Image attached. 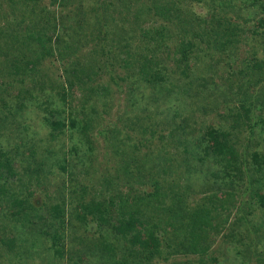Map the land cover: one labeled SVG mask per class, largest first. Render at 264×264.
<instances>
[{
	"label": "trees",
	"instance_id": "obj_1",
	"mask_svg": "<svg viewBox=\"0 0 264 264\" xmlns=\"http://www.w3.org/2000/svg\"><path fill=\"white\" fill-rule=\"evenodd\" d=\"M119 1L122 3L119 14L124 15L123 20L120 18L122 22L119 20V26L123 22L125 24L136 22L139 12L131 8V4L137 3ZM193 1L198 6L202 5L205 11L192 14L190 17L186 16L188 12L180 15L184 37L174 42V50L164 46L165 54L162 53L165 28L160 25L154 28V34L151 29L143 33L142 46L132 48L138 52L129 57L131 59L134 57L133 61L131 60L133 66L129 60L122 59L119 55L111 64L103 65L104 70L100 69L102 75L99 79H103V72L107 73L108 78L105 84L99 82L98 91L96 90L103 99L100 98L99 104L89 105L88 109L94 116L87 111L86 119L77 120L83 134L93 130L95 116L99 122L107 116L109 108L113 107L109 99L115 96L114 91L116 93L125 91L129 97L132 96V90L137 89L134 84L137 81L136 75L150 86L152 97L149 101L153 104H142L144 109L138 104H127L129 109L126 108L119 113L122 126L109 130L115 135L123 133L128 141L131 139L128 130L135 129H140L143 133L149 132L154 138L159 132L154 129L153 121L156 114L161 116L162 112L170 110L173 116L183 119L176 104H168L165 110L155 112L161 105L155 102V95L163 96L162 98L170 96L172 102L176 99L172 94L174 92L172 76L178 75L177 78L182 85L195 86L198 90V104H201L206 103L211 97L214 86L219 87L218 82L223 81L231 90V77L243 78L247 71L255 73L264 70L261 61L263 59L260 58L264 55V0ZM94 2L99 4V0ZM109 2L111 3V0ZM236 3L244 4L247 9L240 8ZM151 8L146 5V13H149ZM173 8H175L173 3L166 4L163 11L167 13ZM141 10L143 12V7ZM234 13L237 15L234 16ZM44 14V11H41L39 21L33 19L35 22L33 25L9 26L4 33L0 31V40L3 35L10 40L19 39L27 51L23 56H19L15 51L14 58L7 57L5 64L0 61L3 72V75H0V90L4 87L1 92H8L10 97H12V89L9 87L12 83L8 81L10 77L24 75L32 83L40 71L38 69L44 58L59 55V59L62 60L64 57L61 51L64 50L77 55L81 46L79 44L83 40L85 44L89 40L86 39L88 35H94V31L88 35L86 32L84 34L79 24L73 28L63 23L60 25L51 14L46 19ZM169 16L170 14L167 15ZM100 20H104V16ZM238 20H242L243 23L237 24ZM189 21L194 24L193 29L192 26L188 27ZM98 32L100 30L95 28V34ZM96 35L95 41L98 38ZM157 38L156 43H159L162 50L154 45ZM241 46L246 48V56L242 61L244 68L234 72L232 65L242 60L238 51ZM2 54L7 56L5 53ZM87 56L88 54H85L83 58L86 59ZM19 58H23L21 59L24 62L23 66L18 64ZM154 60L157 67L151 74L152 70L148 69L150 70V64ZM167 61L173 66L171 75L165 73L164 63ZM119 69L126 71L125 77L117 76ZM63 71L68 73L65 68ZM126 81H129V84L127 83L126 89H123L119 82ZM23 82L25 83V79ZM34 86L35 88L27 89L24 87L23 95L17 94L22 101L30 104H20L16 107H10L8 104L5 116L2 117V123L8 120L11 124L9 126L16 128L18 141L12 151L11 148L0 146V248L2 247L0 256L4 259L0 264H161L167 263L173 255L188 254V247L190 252L206 254L211 247L207 242L209 234L219 235L222 229L231 230L226 236L231 246L227 250L232 257L230 264H249L251 260L255 264H264V218L253 221L256 211H264V150L261 146L258 147L257 140L250 137L259 130L264 139L262 99L264 96L250 104V95L246 93V97L238 100L239 104L235 109L227 111V117L231 120L228 126L222 121L203 120L200 124V128H203L190 130L187 122L183 120L176 124L174 117L176 127L171 129L168 136L160 133L157 138L161 141L166 140V143H162L164 148L161 152L165 153L168 147L176 143L173 146L181 149L180 155L169 160L168 156L164 157L165 154L162 153L164 164L158 170L155 165L153 169L149 166L143 168L141 163L135 161L134 170L123 169L113 176L95 170L98 169L92 161L95 149L88 138H84L83 141L77 138V142L74 141L75 147L81 145L82 148L81 155L78 153L76 158L81 168L68 169L72 164L65 161V150L61 148L64 140L62 136L67 125L62 120L63 115L60 112L65 113V106L69 105L64 104L67 94L64 90L58 91L60 85L57 86L58 90L53 91L44 90L39 81L34 82ZM193 104L197 103L193 101ZM208 105L204 104L200 112L205 111L203 108ZM61 107L63 108L60 109ZM28 108L30 112L26 114V119L30 116L29 120L35 122L32 124L36 130L40 126L44 127L46 130L44 135L39 131L31 133L29 128L31 129L33 125L26 120H18V116L25 115L24 110ZM216 108L215 106L213 110ZM135 110L138 112L142 110L145 115L142 120L141 115L137 116L138 120L136 117L133 119V115L129 116ZM219 113L220 117L225 118V109ZM77 121L71 120L70 131L74 130ZM166 125L172 127V122L168 120ZM262 125L263 129L260 130ZM105 130L101 129L100 132ZM111 145L115 150L119 147L113 143ZM130 147L138 149L135 141L129 145ZM56 170H59L56 175L60 179L54 177ZM175 170L184 172L186 178L190 176L185 185L186 191L191 187L190 179L194 173L199 174L200 179L209 177L210 181L212 179L215 182L219 181L218 188L221 191L212 194L217 197L210 205L213 210L208 208L206 210L208 212L200 217V221L208 225L206 231L201 230L197 233L196 229L191 230L189 220L194 213L186 205L183 198L185 195L178 200L180 196L169 194L174 192V188L167 179ZM148 185L152 186L151 190L147 189ZM31 186L45 192V200L38 209L27 197L31 195L28 193ZM167 194L171 196L168 201L163 198ZM236 198H239L240 202L237 203ZM258 205L261 209H258ZM212 211H218V217ZM225 224L227 228H223ZM91 225H94L95 237L87 242L80 234L86 233V229ZM65 226L74 240L71 246L79 247L69 248L66 257L64 247L56 240L59 238L58 233ZM175 230L178 231L172 236ZM56 258L61 261H56Z\"/></svg>",
	"mask_w": 264,
	"mask_h": 264
},
{
	"label": "rangeland",
	"instance_id": "obj_2",
	"mask_svg": "<svg viewBox=\"0 0 264 264\" xmlns=\"http://www.w3.org/2000/svg\"><path fill=\"white\" fill-rule=\"evenodd\" d=\"M94 1L95 0H55V2L54 0H2L1 1L0 31L2 33H4L6 31L5 29H7V27L9 26L15 27L17 25L35 24L33 19L39 21L40 18L39 14L41 11H44L45 19L46 17H49L51 14V16L54 17V19L56 18L57 23L60 25L63 23V25L69 27L71 26V28H73L74 25L79 24L82 27L81 31L84 34L86 32L87 35L90 34V32L94 31L93 32L94 35L92 36L88 35L86 39L89 40L85 44H84V40L79 44L81 46H80V51L77 53V55H72L68 53V51L64 50L61 51L62 56L64 57V59L62 60L59 59V55L44 58L43 62L40 65V68L38 69V71L39 70L40 71L39 73L36 74L34 78L35 81H33L32 83H30L29 78L24 77V75L22 76L17 75L14 77H10L8 81L10 82V84L12 83L11 86H9L12 89V93H11L12 97L9 96L8 92L7 93L1 92V90L4 88L1 87L2 89L0 90V110H1L0 140H3L0 142L1 147L11 148L12 151L15 143L18 141V133L16 128L14 126H9L11 124L8 123V120L7 122L4 121L2 123V117L5 116L4 112H6L5 109L7 105L9 104L10 107L12 106L16 107V105L20 106V104H30L28 102L22 101L23 99L21 100L17 96V94L20 93L23 95L24 87H26V89L28 87L35 88L34 82L36 81H39V84L44 88V90L45 89L50 91L51 90L53 91L55 89L58 90L57 86L60 85L58 91L64 90L67 94V99L64 102V104H69V105L65 106L66 109L64 111L65 113H63L62 111L60 112L63 115L62 120L67 125V128L65 129L66 131L62 136L64 140H63V144L61 145V148L62 150H65V156H64L65 161L72 164V166H70V168L68 169L75 167L74 170H79L81 168L80 164L76 161V158L78 156V153H80L79 156L81 155L82 148L81 145L80 146L77 145L75 147L74 144L75 142H77V138L82 141L84 138H88L89 142H92L91 145H93L95 149V151L93 152L94 159H92L95 168H98L95 170H97V172L101 170V172H103L104 174L110 173L113 176L118 174L120 170L123 171V169L134 170L133 166L135 161L139 162V164L141 163L143 165V168L149 166V168L152 167L153 169L154 165L156 170L161 168L163 166L162 164H164V161L161 158V154L163 153L161 151L164 148L162 146V143L163 142L166 143V140L161 141L157 137L159 136L160 133L168 136V133L171 131V129H174L176 127V124H180L181 122H183V120L187 122L190 130L193 129L200 130L201 128H203V127L200 128V124L203 120L207 122L210 120L212 122L222 121L224 125L228 126L231 123V120L230 118L227 117L228 115L227 111L229 109H235L237 107V104H239L238 100H240V98L246 97V93H248V95H250L249 97L251 98L250 104H253L257 99L262 98V96H264V70H261L259 72L255 71V73L253 71L251 72L247 71L245 77L243 78L238 76L231 77L230 88L232 91L228 88L227 84H224L223 81L218 82L217 85L219 87L214 86V90H211V94H212L211 97L207 100L206 103L203 102L201 104H198L199 101L197 99L198 90L195 89V86L189 87L188 85H182L181 81L178 80L177 78L178 75L172 76L171 81H172V85H174L173 87L174 92L172 94L174 95L173 98L176 99L173 100L172 102L170 96L169 97L166 96L165 98H162L163 96L155 95L154 97L155 102H157V104H161L160 107L155 112L165 110L168 104H176L175 106L178 108L179 114L183 119L177 116L176 117L173 116V113L170 110L162 112L161 116L156 114L155 119L153 121L154 129L158 130L159 132L156 133L154 138L150 136L149 132L143 133V131H141L140 129H135L133 131L128 130V133L131 138L130 141H128L126 140L125 135L123 133L120 135H115L114 133H111V131L109 130L115 127L120 128L122 126L121 121L119 119V113L125 111V109L127 108V104H138V106L141 108H143L142 104H153L152 101L151 102L149 101V98L152 97L151 96L152 91L151 89H149L150 86L143 78L139 79L138 75H136L135 80L137 81L134 84L135 86H137V89L132 90L133 91V93H131L132 96L129 97L127 93H124L125 91H119L118 93L114 91L113 93L115 96L113 98L111 97L112 99L109 96V98L111 99V100L109 99V102L110 104H113L112 105L113 107L109 108L108 110L109 113L107 114V116L103 119L102 122H99L97 116H95V121H96L95 124H97V126L93 124L94 125L93 130L89 131L88 134L86 133L83 134L82 130L79 128L80 124L78 123L77 120L86 119L88 116L87 111L92 115L93 112L90 109H88L89 105L99 104L101 103L100 102L101 99H103L101 98V94L97 93L98 91L97 84H99V82L105 84L108 78L107 73L103 72V77H102L103 79H99V77H101L102 75L101 74L102 71L104 70L103 65L105 63L111 64V62H113L115 59L118 58V55L122 59H127L130 61V63H132L133 61L132 59L134 57L132 59L129 57L135 55V53L136 54L138 53L137 50L132 48H134L135 46L140 47L143 45L141 44V42H143V40L141 39L143 33L148 32L151 29L152 33L154 34V28L160 25L165 28L163 30L165 34L162 33L163 45L161 46H163V50L161 49V46L159 47V43H156L158 42V38L157 41L155 40L154 45L158 46V48L163 51L162 53H164L165 47L174 50V45H173L175 44L174 42H178L180 41V39L184 37L183 35L184 27H182V21L179 20L180 15L182 16V14L184 15L185 12H188L186 16L189 15L190 17L192 14H200L205 11V8L202 5L200 6L196 5V3L193 0H152V1L150 0L149 3L146 0H130V1L125 0V2H127L128 4L131 3V1L133 3H137V4H131V8H134L137 11V13L139 12L138 13L139 16L138 18H136L137 20L135 19L136 22L132 24H127V23L125 24L123 22V24L119 26V20L124 18L123 14H119L120 10L122 9L121 1L111 0L110 3L109 2L110 0H99V4H96ZM170 3H173L175 8L167 11V13L170 14V16L167 17L168 14L163 11V8L166 6V4H170ZM236 4L240 6V8H243L244 10L247 9L245 8L244 4H239V3ZM146 5L152 7L149 13H146ZM141 7H143V12L141 10ZM139 8L140 11H138ZM137 13H135V15ZM235 15L237 14L234 13V16ZM103 16H104V20H100V18H102ZM189 23L191 25L189 24L188 27L192 26L191 29H193L195 27L193 26L194 24L191 21H189ZM236 23L242 24L243 21L238 20ZM127 25L129 26L127 27ZM5 26L6 28H4ZM95 28L100 30V32L96 33L99 35L95 34ZM95 35L96 37H98L97 41H95ZM1 37H3L0 40V52L2 55L0 57V61L2 63L5 64V61L8 58L11 57L14 58L16 53H18L19 56L20 55L23 56L24 53H27L26 48H24L23 45H21L20 43L21 40L19 41V39L16 38L10 40L5 38V35ZM94 41L96 42V44ZM10 46H11V50H9ZM27 47L29 48V46ZM245 49L246 48L244 46H241L238 50L240 54L239 58L242 60L241 62H237L232 65V70L234 72H237L244 68L242 61L246 56ZM28 50L30 51V49ZM2 53L7 54V56H3ZM85 54H88L86 59L83 58V55ZM169 55L171 54L169 53ZM171 57L174 58L173 55ZM260 58L263 59L261 61L264 65V55H261ZM21 59L23 58H19L18 64L23 66L24 62L21 61ZM155 62L156 60L152 61V63L150 64V70L148 69V71L152 70L151 74L153 73V70L157 67ZM131 66H133V63ZM63 68L67 69L68 73L64 72ZM171 68H173V66L172 64H168V61L164 63V69L167 75H171L170 72H173L171 71L172 70ZM100 69H102V71ZM1 70H2V66H0V75H3V72H1ZM73 70L75 71L72 72ZM110 70H112V68H110ZM125 74L126 71L124 69H119L117 71V76L120 75L121 77H125L126 76ZM24 79H25V83L23 82ZM127 83L129 84V81L119 82V84H122L123 89H126ZM89 89H92V91ZM112 89L115 90L114 87H112ZM193 101L197 104H193ZM57 104H63V103L57 102ZM191 104H193V106H191ZM204 104H209V105L203 108L206 111V113H203L205 111L201 113L200 111ZM215 106L217 108L213 110ZM62 108L63 107H61L60 109ZM223 109H225V113H226L225 118L220 117L219 115L220 114L219 112L222 111ZM24 111H25V115L20 114L18 116L19 118L18 120H22V121L26 120L27 123L33 125L32 123L35 122H32L31 119L29 120L30 116L28 119H26L27 118L26 114L30 112V108ZM140 115H141L140 120H142L143 116H145L144 113H142V110H139V112L135 110L133 113L129 114V116H132L133 119L135 117H136L135 119H137ZM7 116L10 117L9 113H7ZM174 117L176 124L174 123V119H173ZM59 120H61V118ZM71 120L73 122L77 121L75 122L74 130H71L72 133L70 131ZM168 120L172 122V127L166 125ZM4 123L6 124L4 125ZM101 129H106V130L104 132H100ZM259 129L260 130L263 129V125ZM29 130L31 133L39 131L41 132L40 133L41 135H44L46 133L44 127L42 128L41 126L36 130L35 125H33L31 129L29 128ZM15 132L16 134H14ZM260 133L261 131L258 130L255 131L254 136H250L248 133L246 134L250 136L253 140H257L256 142L258 144V147L261 146V149L264 150V139L260 135ZM195 135H198V133H195ZM134 141L138 145L137 150H134L131 147L129 148V145L131 146V144ZM120 142H122V144H120ZM111 143L115 144L116 147L119 146L117 147L118 151L112 147ZM173 145H176V143H173L170 147L166 149V152L163 153L165 154L163 156L165 157L167 155L168 156L167 159L169 160L174 159L176 155H180L182 153L180 151L181 149H178V147L176 148V146ZM174 152L176 153L174 154ZM133 156L135 157V159H133ZM97 172L95 171V174H97ZM57 173H59V170H56L54 172L55 178H59V176L56 175ZM172 173L167 180L171 185H173L174 192L173 193L169 192V194L172 196L174 194L180 196L178 200H181L182 196L185 195L183 197L185 198V203L189 207V210L194 213L189 220V223L191 225V230L196 229L197 233L198 231L201 230L206 231L208 225H206L205 222L200 221V217L204 215L205 212H208L206 211L208 208L209 210H213L212 206L210 205L212 204V202H215L217 197L212 194L220 190L218 188L219 181L215 182V180L213 179L210 181L209 177L200 179L201 176L198 174L200 176L199 177L198 175H196V173H194L195 175H192L190 179L191 187L189 188V190L186 191L185 185H187V180L189 179L190 176H187L186 178L185 173L182 172L181 170H175V173L174 174ZM128 174L130 175V173ZM123 175L126 176V173H123ZM95 178H99V176H95ZM95 180L97 182V179ZM148 187L147 189L151 190L152 186L148 185ZM29 191L30 192L28 193L29 194L31 193V195H27V197H29L32 200V202L35 204L36 208L38 209V206L41 204V202L43 203V201L45 200V196H44L45 192L44 191L42 192L41 189L34 186H31ZM161 193L163 194V192ZM170 195L168 194L166 196L164 195L163 198L168 201L171 198ZM235 200L237 203L240 202L239 198H236ZM175 201H173V203ZM249 205L250 203L247 205V207ZM258 209H261L259 205H258ZM212 212L214 215H217L218 217L217 214L218 211L216 212L212 211ZM67 216L69 217L68 213ZM231 218L232 217L230 216L229 219ZM262 218H264V211L263 212L256 211L255 216L253 217V221L255 222L258 220H262ZM218 221L219 220H217V222ZM93 228L94 225L89 226V228L86 229L87 232L85 231L86 233L82 232L80 234L81 238L86 239L87 242L92 241V238L95 237L93 235L95 229ZM223 228H227L226 224ZM177 229H179V226L177 227ZM177 231L178 230H175L172 236H174V234ZM230 231L231 230L222 229L219 235L218 234L215 235L214 233L208 232L210 234L209 237L207 238V242L211 244V247L209 251L204 255L197 254L195 252L194 253L190 252V247H188L189 250V251L187 250L189 252L188 254L173 255L171 256V258L167 263H161V264H230L229 261L230 262L232 261L231 259L232 257L228 253L229 251L227 250L231 246L227 242V237H226ZM58 235L59 238H57L56 240L64 247L65 257L68 256L69 254V248L70 249L79 248V247L71 246L74 240L70 236L67 226H65L63 230H60ZM174 240L175 237L173 241ZM1 252H2V247L0 248V253ZM0 261L4 262V259L1 256H0ZM56 261H61V260L57 259ZM249 264H255V262L251 260Z\"/></svg>",
	"mask_w": 264,
	"mask_h": 264
}]
</instances>
